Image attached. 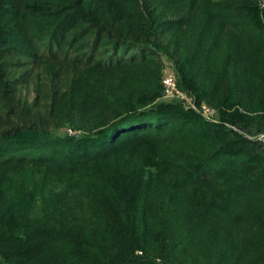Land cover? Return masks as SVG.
I'll return each mask as SVG.
<instances>
[{
  "label": "trees",
  "instance_id": "obj_1",
  "mask_svg": "<svg viewBox=\"0 0 264 264\" xmlns=\"http://www.w3.org/2000/svg\"><path fill=\"white\" fill-rule=\"evenodd\" d=\"M261 135L264 0H0V264H264Z\"/></svg>",
  "mask_w": 264,
  "mask_h": 264
},
{
  "label": "rangeland",
  "instance_id": "obj_2",
  "mask_svg": "<svg viewBox=\"0 0 264 264\" xmlns=\"http://www.w3.org/2000/svg\"><path fill=\"white\" fill-rule=\"evenodd\" d=\"M163 60H164L165 65H166V71H165L166 76L170 75V76L174 77L177 89L180 91L179 93H183L184 96H183V98H174L172 100H166L163 97H162V99L168 103L180 104L185 109H188L190 111H194L203 117V115L200 112L202 103L197 104V102L195 100V96L193 93L188 94L178 87V74L176 72L175 63L172 61V59L168 58L167 56H164ZM11 75H13V74L11 73ZM30 92H34L33 87L30 88ZM24 95H26V91L24 92ZM31 97H34V95L31 94ZM218 120H219V113H218V111H215V113L210 117L209 121H218Z\"/></svg>",
  "mask_w": 264,
  "mask_h": 264
},
{
  "label": "built area",
  "instance_id": "obj_3",
  "mask_svg": "<svg viewBox=\"0 0 264 264\" xmlns=\"http://www.w3.org/2000/svg\"><path fill=\"white\" fill-rule=\"evenodd\" d=\"M162 84H163V88H164V96L163 98L166 100H172L174 98H183L184 94L183 93H179L180 91L177 89L174 77L172 76H164L162 79ZM215 109H213L212 107L208 106L207 104H202L201 106V114L203 115L204 118H206L207 120L210 119V117L215 113ZM69 134L71 136H74L76 133L69 130ZM258 140H261L262 142H264V135H261L258 137Z\"/></svg>",
  "mask_w": 264,
  "mask_h": 264
}]
</instances>
